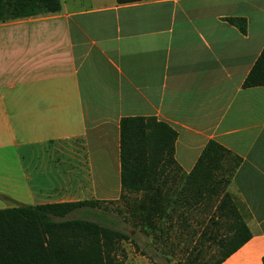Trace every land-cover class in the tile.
<instances>
[{
	"label": "crops",
	"instance_id": "crops-1",
	"mask_svg": "<svg viewBox=\"0 0 264 264\" xmlns=\"http://www.w3.org/2000/svg\"><path fill=\"white\" fill-rule=\"evenodd\" d=\"M0 20V207L120 195L119 122L155 115L185 172L215 139L251 236L219 264H263L264 0H60ZM244 16L246 31L225 19Z\"/></svg>",
	"mask_w": 264,
	"mask_h": 264
},
{
	"label": "trees",
	"instance_id": "trees-1",
	"mask_svg": "<svg viewBox=\"0 0 264 264\" xmlns=\"http://www.w3.org/2000/svg\"><path fill=\"white\" fill-rule=\"evenodd\" d=\"M60 5V0H0V20L54 12ZM225 19L246 31L244 16ZM257 84H264V47L243 80L244 86ZM176 136L177 131L155 115L122 116L119 197L0 207V264H122L119 245L132 239L128 232L84 215H70L116 200H123L128 218L146 235L165 233L168 238L175 230L185 241L186 235L197 234L186 264H219L251 236L228 188L240 157L211 138L185 172L174 158ZM194 217L198 228L191 231Z\"/></svg>",
	"mask_w": 264,
	"mask_h": 264
},
{
	"label": "rangeland",
	"instance_id": "rangeland-1",
	"mask_svg": "<svg viewBox=\"0 0 264 264\" xmlns=\"http://www.w3.org/2000/svg\"><path fill=\"white\" fill-rule=\"evenodd\" d=\"M73 214L84 215L114 225L131 235L132 239L122 240L119 245L118 254L122 259V264H186L190 257L188 254L190 245L197 237V234L186 235L185 241L188 244H185V241L178 237L175 230L169 232L168 238L165 237V233L162 236L146 235L144 230L134 225L128 218L129 213L123 200L106 201L100 206L91 207L90 212H75L70 215ZM191 222V231L198 228L197 217H194ZM163 225L165 226L167 223H163ZM157 232L161 233L160 230ZM203 249H205L203 251H211L208 248Z\"/></svg>",
	"mask_w": 264,
	"mask_h": 264
}]
</instances>
